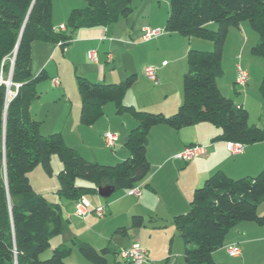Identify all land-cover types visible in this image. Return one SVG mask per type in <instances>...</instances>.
Masks as SVG:
<instances>
[{"label": "trees", "instance_id": "obj_1", "mask_svg": "<svg viewBox=\"0 0 264 264\" xmlns=\"http://www.w3.org/2000/svg\"><path fill=\"white\" fill-rule=\"evenodd\" d=\"M86 6L73 9L67 19V33H54L51 23L52 0H0V264H67L72 249L51 246V239L61 234V205L51 203L34 191L28 174L38 165L51 176V157L61 164L56 195L78 201L106 185L115 191L129 190L144 182L150 174L146 158L149 131L165 125L175 130L197 124L219 129L213 140L242 145L263 142L264 128L249 125L248 112L225 97L217 86L223 74V48L230 27L248 22L257 34L251 47L255 57L264 59V0H169L164 31L184 37H198L213 44V51L190 49L187 72L183 77V100L171 115L136 110L123 104L125 93L134 85L131 74L116 84L92 83L77 76L81 101L79 122L91 126L104 116V107L112 103L116 114H129L136 126L129 132L125 147L129 156L115 164L91 162L67 146L60 133L44 136L40 122L30 114L32 101L39 97L37 86L50 77L45 70L33 74L31 46L35 41L62 47L79 29L107 26L126 18L132 0H84ZM214 22L216 30L207 28ZM12 65L11 85L7 94L4 75ZM264 99V76L259 86ZM264 201V167L255 177L231 179L222 172L208 177L194 189L189 209L176 215L173 222L184 245L187 264H216L212 253L221 248L225 235L240 222L264 225L257 213ZM144 225L141 216H133L131 227ZM125 234L127 228L117 230ZM79 254L92 264H107V255L91 245L72 240ZM49 258L40 255L50 248Z\"/></svg>", "mask_w": 264, "mask_h": 264}, {"label": "crops", "instance_id": "obj_2", "mask_svg": "<svg viewBox=\"0 0 264 264\" xmlns=\"http://www.w3.org/2000/svg\"><path fill=\"white\" fill-rule=\"evenodd\" d=\"M83 1L67 0L65 2V0H57L56 5L53 3L51 18L53 28L61 24L66 25L70 12L73 9H82L84 6ZM150 4L152 5V1H147L145 7ZM244 23L242 22L239 26L228 29L227 43L230 36L235 38L236 44L240 41L236 52L234 51V56L238 58L241 54L243 62L245 60L255 61L254 63L258 65L256 80L255 71L252 70L251 65L248 67L244 63L245 67L243 68L241 63H238L240 64L238 66L248 74L247 84L241 88L248 90L250 89V83L253 82L257 86L261 75L264 76V62H258L246 52L253 45L252 42L257 41V39ZM119 25L125 27L123 22L122 24H109L76 30L71 34V42L65 47L51 42H33L31 46V70L33 74L45 70L49 77L52 76L53 80H58V84L55 86L52 84V87L58 94L61 93L62 96H65L66 103L67 100L69 102L67 83L64 82L65 75L62 63L58 60L65 61L68 58L71 66H74L72 74L75 75V78L77 76L84 77L94 83L116 84L127 76L135 74L136 81L125 93L123 104L133 106L139 111L159 112L167 116L173 114L182 103L181 85L183 76L187 72L185 65L183 66L180 63L178 66L177 62L185 61L188 51L198 47L188 46L186 40H184L185 37L175 33L168 34L170 36L164 33L149 40L138 39L136 38L137 35L133 34V30L126 33L127 28H124V33H121V26ZM155 26L161 29L164 27V23L159 19ZM207 27L210 28L211 24ZM143 28L146 29V27ZM145 29H143V32ZM65 33H67V29ZM131 36L136 38L134 39L135 42ZM243 36L245 40L241 38ZM172 41L182 46L181 53L172 54L171 51H167L162 46L167 42L172 43ZM91 51L96 53V61L94 62L87 56ZM138 55L141 57L146 56L147 59L142 62L136 61L135 57ZM224 57L223 48L222 61ZM50 66L49 73L47 70ZM150 66L157 69V81L155 83L148 80L144 75V68ZM138 83L146 85L147 88L139 93ZM234 84H236V75ZM69 86L74 91V83L70 82ZM217 86H219L218 83ZM218 88L224 95L223 90L220 87ZM237 105H241L246 109L241 102ZM80 106L81 101L78 105V111L75 116L73 115L71 126L67 128L66 132L64 129L62 131L66 145L74 149L84 159L102 165H115L125 160L129 156L125 141L129 132L136 126L134 119L127 114H116V112H113V109L115 110L113 105L108 106L107 110L104 111L105 115L95 124L83 126L79 122ZM260 116L262 118L263 114L261 113ZM107 132L117 136L114 147L107 148L108 151L103 149V135ZM219 133L218 128L205 123L180 130L165 125L153 126L149 131L146 149L150 174L144 182L135 186L140 191V196L129 195V190H127L115 199H111L109 204L107 203L109 205L107 210H105L111 216L100 220L98 223L91 218L94 215L92 213L85 218L76 215L79 201L64 199L66 202H62L58 198L56 202L61 205L64 221L63 230L60 234L63 235L64 233V236L60 239L61 241L59 240L58 245L72 243V240L75 239L91 245L97 251L99 248L101 250L109 247L115 250L113 257L115 264L119 261L118 253L120 250L138 244L148 252L149 260L144 264L163 263V251L161 249L156 251L155 248L157 241H161L160 239L163 236L166 238L168 235L167 232L163 233L165 230L164 222L165 220H171L176 215L185 213L189 209L194 189L202 186L208 177L217 172H222L231 179H240L255 177L264 167V141L243 145L240 154H232L228 150L227 142L213 140ZM189 146L204 147V155L190 161H184L176 157ZM55 165L60 169V164L55 162ZM83 200L88 204L87 209L92 207L86 197ZM92 201L94 206L100 203L98 200L93 199ZM120 202L123 203V206L118 210L116 205ZM152 203L163 205L164 212L152 213L147 211L145 208ZM257 213L264 216V201L259 204ZM133 216H141L144 225L137 228L131 227ZM147 218L150 219L152 227H148L145 223ZM120 228H127V232L125 234L118 233L117 230ZM230 231L232 232H229L231 234L224 238L222 247L212 253V258L216 264H264V225L240 222ZM108 234L118 235L114 240V237H112L113 245L105 243L108 240ZM95 242H98V245ZM161 244H159V248H164V246L160 247ZM232 245L240 247L241 255L239 257L235 258L228 255L227 248ZM70 256L74 259L72 264H92L83 258L78 251L75 252L74 249H72Z\"/></svg>", "mask_w": 264, "mask_h": 264}, {"label": "rangeland", "instance_id": "obj_3", "mask_svg": "<svg viewBox=\"0 0 264 264\" xmlns=\"http://www.w3.org/2000/svg\"><path fill=\"white\" fill-rule=\"evenodd\" d=\"M58 1H62V0H58ZM66 1L67 0H65V2ZM147 1H152V5L150 4V5H147L145 7ZM56 2H57V0H52V7H53V3H54V5H56ZM82 3L84 5L83 6V8H84L86 6V4L84 1ZM131 8H132V11L130 12V14L126 18H120L118 21H116L117 23L114 22V23H111V25L112 24H122L124 22L125 27L119 25V26H121L120 32L124 33V28H127L126 33H130L131 30H133V34L137 35L136 38H138V39H141V38L143 39V35H144L143 29H145L143 27H146L145 30H149V29L150 30H157L158 29V30H160L159 35H161V34L163 35L164 33H166L164 31V27H165L166 15L168 16V12H169V0H132ZM159 19H161L162 22L164 23V27L161 29L156 28L157 26H155L157 24V22L159 21ZM209 24H211V27H210L211 29L208 27L207 28L209 30L215 31L216 30V24L214 22H210V23H208V25ZM244 24H246L248 26L249 30L251 31V34L257 39V34L251 29L249 23L245 22ZM150 25H152V26H150ZM231 28H233V27H231ZM166 34L168 35L169 33H166ZM159 35H157V36H159ZM168 36H170V35H168ZM182 37H184V36H182ZM227 37H228V35L226 36V40H225L226 42L225 43H227ZM131 38L133 39V41H134V39H136L135 37H132V36H131ZM169 38H171V37H169ZM177 38H179V37H177ZM241 38L244 39V36ZM253 38H252V40H253ZM184 40H186L185 42H187L188 46L193 45V47L194 46L198 47V48L193 49V50L204 51V52L213 51V44H212V42H210L208 40H203V39L198 38V37H190V39H188V37H185ZM255 41L252 42L253 45L256 43ZM239 43H240V41L236 44L235 38L230 36L228 38V43L224 44V46H225L224 47L225 57L223 58V61H222L223 74L220 78L217 79V83L219 84L218 87H220V89L223 90L225 97L231 99L233 102L235 101L236 104L241 102L246 107V110L248 112V123H249V125H256L257 127L263 129V127H264V99L262 98L261 93L259 91V86H260V83L262 81L263 75H261L259 83L257 84V86L255 84H253V82H252V83H250V89H248V90H245V89L239 87L238 85L234 84V79H235V75H236V67L238 65H240L238 63H241L243 68L245 67L244 63H246L248 65V67L251 65L252 70L255 71L254 74L256 75V80L258 77L257 76L258 65L256 63H254L255 61L245 60L243 62L242 58H241V54H240V57H238V58L236 56H234V51L236 52V49L240 45ZM250 43H251V40H250ZM162 46L167 51H171L172 54L181 53L182 46L179 43H176L174 41H172V43L167 42V43L163 44ZM252 46H250V48L247 49L248 51L246 50V52L248 54H250L249 56L258 60V62H264L263 59H260L259 57L256 58L252 55V53H251V47ZM238 52H241V51H238ZM146 59H147L146 56L141 57L140 55H138L135 57V60L139 61V62H142ZM255 59H253V60H255ZM58 61L62 63V69H63L64 75H65L64 82L67 83V93H68L67 97L69 99V102L67 100V103H66L65 96H62L61 93L58 94L54 90V88L52 86L53 85L55 86L57 84L53 83L54 80H53L52 76H50L51 79H47V80L41 82L37 86V91L39 93V97L34 99L30 105V113L34 119L36 118V120L38 122H40L39 131L44 136L52 135L54 133H60L63 137L62 131L64 129V131L66 132L68 130L67 128H69L71 126L73 115L75 116V113L78 111V108H79L78 105L80 103V97H79L78 90H77V80L75 78V75L72 74L74 72V66L73 65L71 66L70 60L68 58H66L65 61H62V60H58ZM180 63L183 66L185 65L186 70L188 69L187 68V59H185V61H183V62L178 61L177 65L179 66ZM50 69H51V66H50L49 70H47V71L49 72ZM8 76H9V72H8V75H4V83L8 81ZM70 82L74 83V85H75L74 91H73V88L71 90V88L69 86ZM90 82L94 83L93 81H90ZM17 86L18 85H15V86L10 85L9 86V89H8L9 95L13 94L12 93L13 90L14 89L16 90V88H18ZM137 86H138L137 88L139 90V93L147 88V86L143 85L142 83H138ZM181 87H182V85H181ZM66 104H68V105H66ZM108 106H113V104L107 103L104 107V111L107 110ZM113 112H116V111L113 109ZM146 112H151L154 114L159 113V112H152V111H146ZM261 113L263 114L262 118H260ZM104 115H105V113H104ZM127 115H129V114H127ZM103 149L107 150L105 143L103 145ZM55 162L57 164H60L58 158L56 156H52L51 157V166H52L51 176L47 175L43 171L41 166H39V165L37 167H35L28 174L30 184H31L32 188L34 189V191H36L37 193H40L43 197H45V199L47 201H49L51 203H57L56 201L59 198L56 195V190L58 188L57 175H58V172L60 171L61 167H60V169L57 168V165H55ZM60 166H61V164H60ZM124 192H125V190H119L116 193H113L108 198H101L97 194L87 195L85 197L90 201L91 206H92L91 207L92 209L89 208L88 210L89 211L93 210V208L95 206L96 207L97 206H103L105 208V210H107V208L109 206V205H107V203L109 204L111 199H115L119 194L124 193ZM93 199L98 200L100 202L99 205L94 206V204H92ZM60 200L62 202H66V201H64L63 198H60ZM122 204L123 203L120 202L116 205L118 210H120L119 208H122V206H123ZM145 209L149 212H152V213H156V212L163 213L164 212V206L163 205H156L153 203L150 204L149 206H147ZM110 216H111V214H109L108 211H105V215L103 217L100 218L98 216L92 215L91 218H93L98 223V222H100V220H104L106 218H109ZM167 221H169V222H167ZM145 223L148 225V227H152L149 218L146 219ZM98 229H100V228H98ZM164 229L165 230L163 231V233L167 232L168 235L166 238L163 236L162 239H160L161 241H157V246L155 248L156 251H159V249H161L164 253L163 263H160V264H187L185 259H184L183 241L179 237V235L176 231V228H175V225L173 222V218L171 220H165ZM229 232H232V231H229ZM229 232L225 235V238L228 237L229 234H231ZM62 236H64V233H63V235H58V236L54 237L53 239H51V246L56 247L60 243V241H61L60 239L62 238ZM116 236H118V235L108 234V237H107L108 242L106 241L105 243L106 244L111 243V245H113L114 242L112 241V237H114L113 238V240H114L116 238ZM161 242H162V244H161ZM95 243H97V245H98V242H95ZM159 244H161L160 247L164 246V248H159ZM61 245H64V244H61ZM64 246L70 247L71 249H74L75 252H77L76 251L77 249L72 245V243H67ZM52 247L49 250H47L45 253L40 255L41 260H44V259H47L50 257L52 249H53ZM97 247L99 248L100 246H97ZM99 249H98V251H100ZM68 257H67L68 259L66 258V263L67 264L74 263L73 257L72 256H68ZM113 257H114V255L112 253H109L107 255V259H108L107 264H114ZM235 264H237V263H235Z\"/></svg>", "mask_w": 264, "mask_h": 264}, {"label": "built area", "instance_id": "obj_4", "mask_svg": "<svg viewBox=\"0 0 264 264\" xmlns=\"http://www.w3.org/2000/svg\"><path fill=\"white\" fill-rule=\"evenodd\" d=\"M66 25L61 24L57 26L56 28H53V32L60 34V33H65L66 32ZM160 34V30H144V35L143 39L144 40H149L150 38H153L157 35ZM88 58L91 61H96V53L94 51H91L87 54ZM156 68L155 67H146L144 68V75L148 80L151 82H156ZM248 80V74L245 70H243L240 66H237L236 69V84L239 87H244L247 84ZM54 84H58V80L53 81ZM104 143L107 148H113L115 142L117 141V136L112 133H105L103 135ZM228 150L232 154H240L243 150V145L241 143L237 142H228L227 143ZM205 153V148L202 146H189L186 147L181 153H179L176 157L184 160V161H190L198 156L204 155ZM129 195H134L136 197L140 196V191L138 188H132L129 189L128 191ZM79 203L76 208V215L85 218L89 214H94L95 216L98 217H103L105 215V208L103 206H98L90 212L86 207L87 203L81 198L78 200ZM227 253L231 257H239L241 255V249L237 245H232L227 248ZM119 261L115 262V264H144L149 260L148 258V252L147 250L141 248L138 244H133L131 247L128 249H123L120 250L118 253Z\"/></svg>", "mask_w": 264, "mask_h": 264}, {"label": "water", "instance_id": "obj_5", "mask_svg": "<svg viewBox=\"0 0 264 264\" xmlns=\"http://www.w3.org/2000/svg\"><path fill=\"white\" fill-rule=\"evenodd\" d=\"M11 72H12V65H11L10 70H9L8 81L5 82V85L7 87V94H9V90L8 89H9V86L11 85V81H10ZM114 191H115L114 188H112L110 186H105V187L98 188L97 189V194L101 198H108V197H110L113 194Z\"/></svg>", "mask_w": 264, "mask_h": 264}, {"label": "bare ground", "instance_id": "obj_6", "mask_svg": "<svg viewBox=\"0 0 264 264\" xmlns=\"http://www.w3.org/2000/svg\"><path fill=\"white\" fill-rule=\"evenodd\" d=\"M9 95V94H8Z\"/></svg>", "mask_w": 264, "mask_h": 264}]
</instances>
